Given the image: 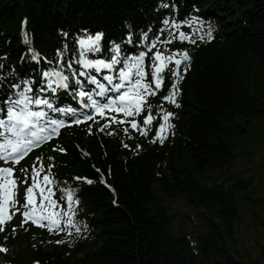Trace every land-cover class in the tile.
<instances>
[{"label": "trees", "instance_id": "1", "mask_svg": "<svg viewBox=\"0 0 264 264\" xmlns=\"http://www.w3.org/2000/svg\"><path fill=\"white\" fill-rule=\"evenodd\" d=\"M160 1L0 0V99L14 75L36 66L20 43L22 19L45 55L71 47L84 29L121 32L123 19L142 28L173 8L181 16L195 5L216 25L213 38L177 46L190 57L180 69L179 106L162 99L176 83L170 72L150 102L154 117L174 113L163 142L139 147L97 130L73 138L56 184L75 189L84 229L67 241L43 234L13 264H251L252 250L242 251L236 235L245 208L261 233L253 262L264 264L263 176L255 162L252 173L236 168L264 140V0ZM179 202L185 213L174 209Z\"/></svg>", "mask_w": 264, "mask_h": 264}, {"label": "snow or ice", "instance_id": "2", "mask_svg": "<svg viewBox=\"0 0 264 264\" xmlns=\"http://www.w3.org/2000/svg\"><path fill=\"white\" fill-rule=\"evenodd\" d=\"M162 6L169 7L167 4ZM163 23L176 29L184 24L189 27L199 26L195 27L190 34L180 31L178 35L182 42L195 43L194 37L197 34L201 40L205 35L209 39L213 38L211 26L206 32H201L205 22L200 17H192L180 22L165 19ZM64 35L68 34L64 33ZM103 35V33L97 32L95 35L86 34L75 37L73 44L76 47L72 49V58L65 59V53L69 49V45L65 43L64 48L57 52L55 61L57 66L47 70L42 69L39 82L30 78L10 85L12 93L0 102V114H3L0 115V162L19 164L33 148L57 136L60 129L67 124L92 121L97 115L106 116L109 112L122 114L124 119L113 116L105 124V127L112 122L129 123L132 129L140 131L141 135H147V127L155 119L148 98L157 95L158 90L164 87L166 71L171 73L176 83H172V91L164 95L162 99L179 106L176 102V88L182 78L180 66L184 61L190 59L187 51L172 52L171 54L159 50L153 51L157 43L167 45L171 44L172 40L161 41L159 37H156L145 43L149 41V35L145 32L137 38L129 34L123 43L128 45L139 43L147 49L146 51L141 50L138 54L122 55L121 44L113 42L108 57L99 58V54L104 51ZM170 35L174 34L170 33ZM24 42H30L27 34L24 36ZM90 55L96 58H90ZM178 55L182 59L177 58ZM38 56L39 54H33L32 59L37 60ZM149 57H151V64L146 60ZM48 63L52 64L53 62L49 61ZM170 63L171 67H169ZM73 65L78 67H73ZM0 67L3 66L0 65ZM104 70H107V74H104ZM184 71H187L186 67ZM96 74H102L107 85L101 83ZM81 77L84 79L82 80ZM4 79L0 76V83ZM86 83L96 85V88L88 91L85 87ZM33 84L37 85L35 90ZM62 90L70 92L79 107H58L57 99ZM145 111L148 114L144 116L143 128L140 127L137 119H127L128 117H138ZM161 111L163 110L161 109ZM173 115L172 112H165L162 116L165 123L160 124L156 133L160 137V142H163L161 134L165 131L166 125L171 127L167 122ZM124 131L127 133L128 128L125 127ZM61 151L66 150L61 149ZM36 160L39 162L40 158L37 157ZM43 170L42 162L39 170L35 165L32 166V184L26 188L25 200L23 204H20V201L16 199L18 182L14 177L15 169L0 166V231H3L4 226L12 219L13 213L10 212V208L13 205H19L16 207V211L21 212L24 217L21 226L31 221L32 224L40 228H46L50 233L66 231L69 236L72 235L73 228L76 233L81 231L75 221L76 209L73 205L79 204V201L75 199V189L61 188L59 189L61 195L54 199L53 187L46 185H53L55 181L47 174L43 176L42 182L38 179L39 172ZM21 171L27 173L28 170L22 169ZM23 182L27 184V176ZM88 183H92V181L88 180ZM34 189H39V199H37ZM65 200L67 201L66 210L60 207L61 202ZM13 232H15V228H13ZM56 243H65V241L57 240ZM0 251L6 252L7 249L0 248Z\"/></svg>", "mask_w": 264, "mask_h": 264}, {"label": "rangeland", "instance_id": "3", "mask_svg": "<svg viewBox=\"0 0 264 264\" xmlns=\"http://www.w3.org/2000/svg\"><path fill=\"white\" fill-rule=\"evenodd\" d=\"M255 155L251 157H244L240 158L237 163H236V168H243L247 173H252V167L254 166V162L259 165L260 171L258 174H261V177L263 176V181H264V169L261 166L264 163V140L260 142L258 145L255 147ZM175 204V202H172V206ZM174 209H177L179 213H185L187 209L183 206H181L180 202L178 205L174 207ZM236 235L238 239V246L243 249L249 248L252 250V255L251 259L255 261V257L257 256L256 251L253 246V239L255 237H261L260 230L257 228V226L254 224L252 219L250 218L248 210L245 208L242 211V218L240 222L237 224V229H236ZM16 250V246L14 244L11 245L10 247V253L9 254H14ZM244 253V252H243ZM3 260L0 257V263ZM251 262V264H254V262Z\"/></svg>", "mask_w": 264, "mask_h": 264}]
</instances>
